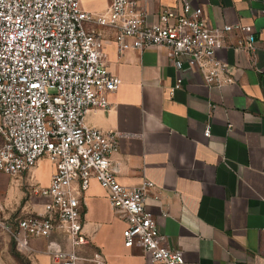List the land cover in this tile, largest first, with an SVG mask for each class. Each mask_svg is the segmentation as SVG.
<instances>
[{
	"label": "crops",
	"instance_id": "crops-1",
	"mask_svg": "<svg viewBox=\"0 0 264 264\" xmlns=\"http://www.w3.org/2000/svg\"><path fill=\"white\" fill-rule=\"evenodd\" d=\"M190 1L203 8L212 27L253 26L254 50L238 48L244 33L234 29L224 33L225 45L217 51L236 81L208 87L192 60L184 59L178 69L164 47L120 54L116 29L95 25L104 39L108 69L122 83L109 96L111 107L89 110L85 123L119 134V149L112 155L118 181L127 187L153 182L147 208L166 235V245L184 252L185 264H264V0ZM112 3L81 0L82 8L95 16L108 15ZM140 3L149 23L165 10L182 11L180 0ZM180 76L183 86L176 89ZM54 171L45 157L17 177L32 179V190L37 183L50 186ZM7 175L12 176L0 172V193L8 191L2 184ZM28 188L15 201L0 199L1 220L16 223L46 214V198L35 191L31 197ZM72 190L88 239L77 248L79 264H98L96 254L103 264H159L141 247L125 246L128 221L115 212L96 179L86 190L75 180ZM52 242L72 249L69 234L55 230L50 237H31L30 248L23 250L0 226V264H21L20 257L28 264H59L48 251Z\"/></svg>",
	"mask_w": 264,
	"mask_h": 264
},
{
	"label": "built area",
	"instance_id": "built-area-1",
	"mask_svg": "<svg viewBox=\"0 0 264 264\" xmlns=\"http://www.w3.org/2000/svg\"><path fill=\"white\" fill-rule=\"evenodd\" d=\"M141 1L113 0L108 15L95 16L82 8L81 0H0V172L21 175L44 156L55 166L50 186L35 190L46 198V214L16 223L0 219L20 249L30 248L31 237L61 230L69 234L72 249L52 242L48 251L59 264H79L77 248L88 239L72 183L79 180L86 190L96 179L115 212L128 221L125 246L141 247L159 264L186 263L182 250L166 245V235L147 208L153 182L127 187L118 181L112 155L119 149V134L85 123L89 110L111 107L109 96L122 83L108 69L104 39L95 25L116 29L120 54L164 47L178 69L190 59L206 85L218 88L236 81L229 64L217 56L224 33L241 30L238 48L252 50L256 35L248 24L212 27L203 8L190 0H180V13L168 9L149 23ZM182 86L180 76L175 88ZM210 135L207 128L205 136ZM94 261L104 263L100 254Z\"/></svg>",
	"mask_w": 264,
	"mask_h": 264
},
{
	"label": "rangeland",
	"instance_id": "rangeland-1",
	"mask_svg": "<svg viewBox=\"0 0 264 264\" xmlns=\"http://www.w3.org/2000/svg\"><path fill=\"white\" fill-rule=\"evenodd\" d=\"M45 157H47V156H44L42 158H45ZM34 183L35 182H33L32 179L18 178L17 176H8L7 175L2 180V184L4 185L5 188H8V191L5 192L6 189H2V193H0V199L2 200L3 203L10 202V199H12V201H15L16 198L19 197V195L22 192H24V190H25L26 187H29L30 188V189L28 188V191L27 192L29 193V195H31V194L34 193V191L36 189H38V188L40 189V185L36 182L37 184L31 190V185L34 184ZM29 190H30V192H29ZM31 197H32V195H31ZM19 261H20L21 264H28L27 263V260L25 258H23V257H20L19 258Z\"/></svg>",
	"mask_w": 264,
	"mask_h": 264
}]
</instances>
